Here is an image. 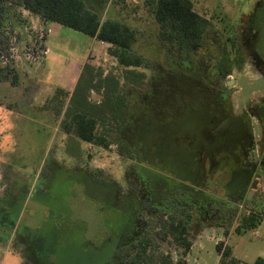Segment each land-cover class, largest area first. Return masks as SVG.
Wrapping results in <instances>:
<instances>
[{
	"label": "rangeland",
	"instance_id": "obj_1",
	"mask_svg": "<svg viewBox=\"0 0 264 264\" xmlns=\"http://www.w3.org/2000/svg\"><path fill=\"white\" fill-rule=\"evenodd\" d=\"M146 1L109 0L96 7L102 19L116 18L137 30L133 50L145 62L137 70L146 73L143 87L121 88L131 103L130 125L120 132L116 122L109 123L103 130L108 146L65 133L60 126L63 115L55 114L52 102L59 88L73 92L75 82L68 83L63 69L77 60L76 51L100 48L99 43L70 27L51 24L53 50L42 63L41 31L24 20L22 8L7 5L0 18V56L7 62L1 64L9 68L8 79L0 82L4 264H114L116 252L145 236L157 238L162 218L171 215L189 225L193 245L185 256L187 264H219L218 242L223 249L232 248L239 264L264 257V212L254 229L238 231L243 217L264 211V171L259 167L254 175L242 163L233 138L220 135L207 142L201 136L206 117L193 106L201 90L172 76L174 54L167 45L162 47L160 26ZM192 1L197 12L216 23L223 38L228 35L224 27L238 26L258 2ZM236 46L246 56L239 41ZM108 48L88 60L101 69L102 77L113 74L124 82L125 67L109 53L104 60ZM16 74L17 87L12 84ZM233 74L238 76V85L231 88L237 90L235 110L251 97V102L264 97V73L251 61ZM103 94L104 89L92 90L90 100L101 103ZM208 105L204 101L202 108ZM252 132L254 151L243 162L259 166L263 127L257 118ZM120 139L128 142L133 157L121 153ZM157 241V250L184 257L175 243Z\"/></svg>",
	"mask_w": 264,
	"mask_h": 264
},
{
	"label": "trees",
	"instance_id": "obj_2",
	"mask_svg": "<svg viewBox=\"0 0 264 264\" xmlns=\"http://www.w3.org/2000/svg\"><path fill=\"white\" fill-rule=\"evenodd\" d=\"M146 3L152 7L160 26V39L172 52L178 45L189 52L199 49L204 44L211 23L195 10L192 0H147ZM7 5L18 6L40 16L46 22H57L110 44L108 53L125 67L124 82L113 74L102 77L103 72L100 68L86 63L73 92L70 94L59 88L58 94L52 98L55 114L58 117L63 115L60 126L65 133L86 142L108 146L110 142L105 137L107 133V130L104 133L105 127L116 122V129L122 132L130 123L131 103L126 95L121 94V88L126 86L133 89L145 85L146 73L137 70L145 63L144 59L133 50L138 38L137 30L116 18L102 19L101 13L93 9L87 0H0V18L5 15ZM1 63L3 59L0 60V82L7 80L9 73V68ZM227 73L230 71H225V74ZM12 84H18L17 74L13 76ZM102 89L103 101L92 102L90 92ZM61 95L66 100L68 98V101L61 100ZM100 127L102 131H99ZM119 145L122 154L133 157L134 152L125 140L120 139ZM263 212L254 210L243 217L238 231L243 228L254 229L260 223ZM161 221V230L157 238L181 247L183 258H176L157 250L155 248L159 246L157 238L145 236L133 242L131 247L116 252L113 263L187 264L185 256L193 245L189 237L188 223L173 215L166 220L162 218ZM222 246V242L217 243L218 253L221 254L219 264H239L232 255V248L223 249ZM254 264H264V258L259 257Z\"/></svg>",
	"mask_w": 264,
	"mask_h": 264
},
{
	"label": "flooded vegetation",
	"instance_id": "obj_3",
	"mask_svg": "<svg viewBox=\"0 0 264 264\" xmlns=\"http://www.w3.org/2000/svg\"><path fill=\"white\" fill-rule=\"evenodd\" d=\"M240 19L238 26L236 23L224 27L228 31L225 38L218 30L216 23L210 22L204 44L199 49L188 52L178 45L173 52L172 63L175 66L172 76L193 82L201 90L198 93L199 96L194 98L193 106H197L198 112L201 110L206 117L202 124L205 125L204 134H201L204 140L209 142L220 135L233 138L236 141L235 147L241 154L242 163L255 175L259 167L264 171V97L259 100L257 98L254 102L250 101L251 97L243 106L235 110L232 100L237 90L232 91L231 88L238 85V76L234 77V71L239 72L247 61H251V66L264 73V0H258L256 7ZM238 41L246 56L238 50L236 46ZM161 44L162 47L166 45L164 41ZM228 51H232L233 55ZM225 71H230V73L225 74ZM204 101L211 106L202 108ZM256 118L263 127L261 138L263 148L259 151V166L253 162H248L249 165L243 162L244 156L254 151L252 150V128ZM129 125L130 123L126 129ZM203 175L206 174L203 173Z\"/></svg>",
	"mask_w": 264,
	"mask_h": 264
},
{
	"label": "crops",
	"instance_id": "obj_4",
	"mask_svg": "<svg viewBox=\"0 0 264 264\" xmlns=\"http://www.w3.org/2000/svg\"><path fill=\"white\" fill-rule=\"evenodd\" d=\"M88 1V3H89V5L93 8V9H95V10H98L96 7H98L101 3H103V2H106V5H107V3L109 2V1H106V0H99L98 1V3H95L94 1H89V0H87ZM101 1V2H100ZM102 5V4H101ZM22 13H23V18H24V20L27 22V23H30V24H32L33 25V28H35V29H37L38 28V30H43V29H45V28H53L52 26H51V24H57V25H61V24H59V23H57V22H50V21H44L43 19H41L40 18V16H38V15H35V14H32L31 12H29L28 10H25V9H22ZM26 13H28V14H30V16H26L27 14ZM23 23H25L24 21H23ZM25 29H27V27L25 28ZM91 37V36H90ZM50 38H51V35L50 34H47L46 35V39H44V41H43V43H44V47H48L49 49H50V52L53 50L52 49V46L49 44V42H50ZM77 38H79V37H77ZM82 37H80L79 39H81ZM92 39H93V41H96L97 43H99L98 45H100V48H97V47H92V48H90V49H88V50H83V51H81V52H77L76 51V56H77V60H74V61H70L69 63H67V65L64 67V69H63V74H64V76L66 77V79H67V81H68V83H70V80H72L73 82H75L74 83V85H73V89H72V91L74 90V88H75V85H76V83H77V81H78V79H79V77H80V75H81V73H82V70H83V67H84V65L86 64V63H91V64H93V65H95V63H92L93 61H92V59L90 60H88V57L91 55V56H94V55H96L97 53H101L102 51H100V49H105L106 47H109L110 46V44H108V43H105V42H103V41H101V40H99V39H97L96 37H91ZM95 42V43H96ZM49 52V53H50ZM103 53V52H102ZM107 54H108V52L107 51H105L104 52V60H106L107 59ZM45 57L46 56H44L43 58V61H42V63L44 62V63H46L45 62ZM42 67H43V70L41 71V72H43L44 70H46V64H42L41 65ZM23 69H24V71H28L27 72V74L26 75H30L29 73H32L31 72V70H29L28 68H24L23 67ZM42 69V68H41ZM33 74V73H32ZM28 77H33V75H30V76H28ZM18 85V84H17ZM17 85H14L15 87H17ZM25 85V84H24ZM50 86H53L52 84H49ZM63 88V87H62ZM64 90H66V91H69V90H67V89H65V88H63ZM72 93V92H71ZM70 93V94H71ZM7 238H4V239H2V241H4L5 242V240H6ZM7 242V241H6ZM12 243H11V240H9L8 242H7V246L9 247L10 245H11ZM7 250L8 249H5L4 250V253H6L7 252ZM3 253V254H4ZM233 255V254H232ZM218 259L220 260V258H221V254L220 253H218ZM264 258V257H263ZM4 258H1V261H0V264H4Z\"/></svg>",
	"mask_w": 264,
	"mask_h": 264
},
{
	"label": "built area",
	"instance_id": "obj_5",
	"mask_svg": "<svg viewBox=\"0 0 264 264\" xmlns=\"http://www.w3.org/2000/svg\"><path fill=\"white\" fill-rule=\"evenodd\" d=\"M51 32H52V29L51 28H45V29L41 30V32H40V39L44 40L43 39L44 36H46L47 34H49ZM49 52H50V49L48 47H44L42 49V52L41 53H42L43 56H45V55L49 54ZM14 56L15 55H13V57ZM2 59H3V62L4 63H7L6 60L4 59V56H2Z\"/></svg>",
	"mask_w": 264,
	"mask_h": 264
},
{
	"label": "water",
	"instance_id": "obj_6",
	"mask_svg": "<svg viewBox=\"0 0 264 264\" xmlns=\"http://www.w3.org/2000/svg\"><path fill=\"white\" fill-rule=\"evenodd\" d=\"M256 185V182H254L253 187Z\"/></svg>",
	"mask_w": 264,
	"mask_h": 264
}]
</instances>
